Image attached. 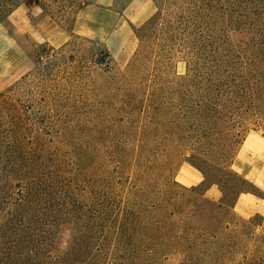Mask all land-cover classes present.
<instances>
[{
	"label": "rangeland",
	"instance_id": "1",
	"mask_svg": "<svg viewBox=\"0 0 264 264\" xmlns=\"http://www.w3.org/2000/svg\"><path fill=\"white\" fill-rule=\"evenodd\" d=\"M171 1V27L143 40L159 0H75L66 16L24 1L0 20V140L33 159L46 219L31 238L48 262L264 264V0ZM209 56L255 93L222 165L262 196L232 209L171 135ZM5 171L7 205L20 196Z\"/></svg>",
	"mask_w": 264,
	"mask_h": 264
},
{
	"label": "trees",
	"instance_id": "2",
	"mask_svg": "<svg viewBox=\"0 0 264 264\" xmlns=\"http://www.w3.org/2000/svg\"><path fill=\"white\" fill-rule=\"evenodd\" d=\"M24 1L41 8H45L48 3L64 16L68 15V10L75 2V0H0V20L17 3ZM159 2V12L137 30L138 39L143 40L144 37L155 34L159 23H164V29L171 27L170 13L166 12L172 1ZM164 13L167 16H164ZM178 18L182 25V17ZM196 23L197 20L194 28L199 27ZM194 42L197 49L205 52L202 49L205 47L204 41L200 40L199 46L196 39ZM204 58L201 67L196 64L193 68L194 75L190 80L185 110L183 114L178 115L171 135L179 146H188L194 151L188 162L203 176L205 190L217 185L222 191L219 209L223 207L232 209L239 195L252 194L259 198L262 196L254 185L222 165L233 144L238 143L234 135L230 134L232 125H235L234 118L241 111L252 107L255 93L252 85L248 83L247 76L243 77L226 68L227 60L210 56ZM181 116H185V121L180 120ZM212 154L215 161L208 158ZM32 161L28 154L22 152L21 144H17V141L11 143L0 140L2 164L0 170L10 169L17 176L16 186L20 196L12 198L10 204H0V264H53L44 258L43 251L31 238L41 231L40 228L46 219V204L42 201L40 191L42 183L37 179V172L31 165ZM2 177L0 174V178ZM9 179L13 184V177ZM43 238L45 239L44 236ZM180 238L178 236L173 239L178 243Z\"/></svg>",
	"mask_w": 264,
	"mask_h": 264
}]
</instances>
